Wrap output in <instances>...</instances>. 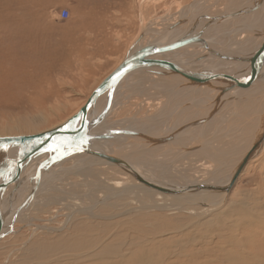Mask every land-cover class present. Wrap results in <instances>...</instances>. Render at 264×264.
<instances>
[{"label": "rangeland", "instance_id": "obj_1", "mask_svg": "<svg viewBox=\"0 0 264 264\" xmlns=\"http://www.w3.org/2000/svg\"><path fill=\"white\" fill-rule=\"evenodd\" d=\"M193 1L196 0H0V134L44 131L68 119L84 105L99 83L117 64L121 63L140 34L149 28L152 31L156 28L159 31L163 30L166 21L167 24L178 15L181 16ZM230 1L209 0L207 6L211 9L210 14L221 16L234 4L242 5L245 0H232L234 4ZM212 3H215V6ZM64 8L70 10L71 14L68 18L60 16ZM258 34L259 32H256V35ZM146 36L150 35L146 33ZM247 37L249 35L244 36ZM241 48L247 49L244 46ZM241 52L243 54V51ZM247 53L252 54L248 51ZM97 57L103 60H96ZM226 58L237 59L236 55L232 54H228ZM142 74L144 73H135L118 83L119 87L111 98L113 108L107 102L105 109L108 106L109 108L103 109L105 116L101 119L102 122H98L100 128L103 122L106 123L105 127L122 124L133 126L138 123L149 124L151 120L158 123L167 120L169 116L173 118L172 109L175 108V103L182 94H176L181 83L173 76H170L172 79L163 78L166 79L163 82L157 77L140 76ZM148 82L153 83L154 88L149 89ZM201 89L203 90L200 93L204 91L202 94L206 96L205 91L209 88ZM249 99L246 98L243 104L233 105L227 109L228 111L224 110L225 112L219 114L221 116L219 125L246 120L247 116L242 114L238 107L247 104ZM252 99L248 101L251 103L247 105L250 108L248 113L257 111L262 105L259 111L264 114V103L254 98V102L257 103L255 104ZM166 103L171 106L168 110ZM159 110L164 112L162 117ZM187 110L185 109V113ZM229 113L233 115L230 116ZM254 121L245 123L247 126L241 123L237 132L232 127L234 132H229L227 139L226 136L221 137L222 135L220 138H215L217 142L224 138L218 144L213 143L206 149L201 147L202 149L197 151L188 149L182 152L180 156L181 159L185 157L184 163L181 161L176 164L174 159H167L170 156L164 151L160 166L154 162V159L159 158L155 156V147L148 146L151 151L150 159L148 155L147 159L144 158L143 164L146 167L148 165V170L152 167L150 172L155 171V174L159 173L163 178L176 183L190 186L193 184L192 187L212 186L216 183L222 186L229 180L237 162L239 163V157L247 148L246 143L253 137L257 123L262 121V116ZM210 126L209 130H211ZM242 126L249 127L247 133L244 134ZM231 135L234 137L231 138ZM220 144L226 148L220 149L218 147ZM56 150L65 151L66 154L57 159ZM218 151L221 152L220 157ZM202 153L208 156L218 155V159L212 164L197 162L201 157L195 159L197 158L195 156ZM50 155L52 157H49ZM67 155L66 148L58 147L52 154L45 156L50 160V164L57 163L53 168L52 166L46 168L47 172H53L49 184L52 186L46 189L47 183L41 190L44 193L39 195L38 202L27 207L18 220L2 231L0 264H114V262L128 264L127 258L131 251L143 244L145 249H151L157 254L149 264H188L194 262L191 259V250L195 252L204 246L206 248L208 243L213 246L199 254L202 257L198 263L211 264L219 250L222 254L224 250L230 248L228 245H220L222 243L217 240L230 234L241 239L243 248L249 247L251 251L257 253L264 251V148L259 150L249 162V166L247 165L245 172L233 186L227 203L214 209L210 208V205L208 208L186 201L185 204L177 203L176 207H170L168 204L171 201L162 203L165 198L154 193H145L148 196L144 201L140 200L141 202L139 195H123L109 198L105 204L99 203L100 195L104 192L111 194L109 190L112 183L116 185V181L119 180L132 183L131 177L115 165L102 164L94 167L93 170L88 169L86 161L82 162V166L80 164L75 166L83 169L76 168L79 172L77 175L72 165L75 160L79 161L82 158L74 159L73 162L69 160L62 162ZM134 158L137 161L140 159L135 156ZM13 166L10 165L8 168L11 169ZM42 171L43 169L38 173L39 176ZM38 175L36 174L35 178ZM30 178L27 176L24 184L28 193L33 192L34 189L38 190L36 187L40 181L36 178L35 182H32ZM83 178L87 182H84ZM85 183L89 184L86 188ZM198 189L203 192H213L208 189ZM243 201L247 206L243 205ZM239 209L244 212L242 211L241 214ZM217 214L222 216L215 217L218 216ZM248 218H253L252 223ZM247 220L251 226L246 228L242 223ZM239 222H242V226L236 229L235 224ZM208 239L212 240V243ZM108 247L115 248V252H108ZM162 250L169 254L161 253ZM97 253L99 255H96ZM180 256L185 260H181Z\"/></svg>", "mask_w": 264, "mask_h": 264}, {"label": "bare ground", "instance_id": "obj_2", "mask_svg": "<svg viewBox=\"0 0 264 264\" xmlns=\"http://www.w3.org/2000/svg\"><path fill=\"white\" fill-rule=\"evenodd\" d=\"M208 2H209V0L193 1L192 2L193 4L190 7L189 6L186 7L185 12L183 14H181V16L178 15L175 19L168 22L167 24H166V22H167L166 21L165 27L163 30L159 31V29L156 30L157 29L156 28L154 31H152L149 28L148 30H145L144 33L141 32L142 34H140L138 36V38H136L131 49L128 52L129 56L135 54L137 51H141V52L146 53L151 49H155L159 45H162L164 43L168 44L167 46L163 47V50L160 51L166 55L165 59H167V60L160 61V62H164V63H160L159 65H157V67L155 66L153 70L145 71L147 73L141 72L144 74H142L140 76H146V77L149 76V77H155V78L157 77L160 81H163V82H165V80H166L163 78L169 79L170 76H173V78L178 79V81L181 83V85H178V92L176 90V92H177L176 94H179V95H180V93H182V94L180 95L181 97L178 100V102L175 103V108L172 109L173 113L170 111L175 116V117L173 116L174 119L172 118V116H169L167 118V120L165 119V121H161L158 123H154V121L151 120L150 121L151 123L148 122L149 124H146V123L145 124H139L138 123L136 125L134 124L133 126L129 125V124H122V125H118V126L117 125H115V126L110 125L108 127H105L106 123L103 122L102 123L103 125L100 128L98 122L101 121L104 114H101L100 116H99V114L102 113L104 110H107L109 108V106H111V108H113L111 105V98L114 96L116 88L119 87L118 83L115 84L116 86L115 85L109 86L107 88V90H105L103 92V94L99 97L98 103L96 105V115L93 119L92 126H91L92 128L96 127L97 128L96 130H99L97 133L99 137H91L89 132H88V134L86 133L85 136L94 145L93 147L96 150H98V152H99L98 154H100V155L103 154V155H108V156L113 155L118 160L123 161L126 164H128L130 167H132L133 171H135L136 173H138L142 177L141 179H138L134 175H132L131 173L126 171L125 169L118 167L121 169V171L123 170V172L127 176L131 177L133 182L132 183H124L125 181L121 182V180H119V181H116V185H115V183L114 184L112 183L111 184L112 187L109 190L111 194L108 195L109 192H107V193L104 192L103 195L99 196L100 201H101L99 203L105 204L106 202L109 201V198L117 197V196H123V195H130V196L139 195V198H141V199H139V201L140 200L144 201V199L148 196L147 194L154 193L158 196H163V198H165V201L162 203H166V201L167 202L171 201V203L168 204V205H170V207L171 206L176 207L175 205L177 203H178V205L179 204H185V201H186V202L192 203L196 206H208V208H209V205H210V208L214 209L216 207H219V206L227 203V199L229 198V195L231 193V190L233 189V186H235V183L237 182V180H239V177L245 172V169H246L247 165L249 164V162L252 159H254L253 157H255V154L259 150L261 151L262 148H264V114H262L261 111H259V110H261L262 105H260L258 108L256 107L257 111L250 112V113H248V111H249L248 109H250V108L247 106L248 103H250L248 101L252 98H253L252 102H254V98H256L257 101L264 103L263 102L264 95L262 94V93H264V60L257 63V65H256L257 68L255 71H253V74L248 75V78L246 81L249 84L248 86L239 84V82L242 83V81L240 80V74H241V72H244L245 69L249 66L248 63H239L236 66H227L226 65V63H228V62L232 63V61H233L231 59L226 58V56L228 54L236 55L237 59H235V60H238V59L244 57V55L260 56L261 53L264 51V0H245L242 5H237V4L235 5L231 0L230 2H232L234 4V6L229 8L225 13L223 12L224 14L221 16L220 15L216 16V15L210 14L211 9L209 6H207V5H209ZM214 4L212 3V5H214ZM227 6H229V5H227ZM208 7H209V9H208ZM223 7L224 6H222V8ZM181 19L183 21H181ZM164 20H165V18H164ZM256 32H259V34L256 35ZM146 33L149 34L150 36H146ZM197 33L200 34L201 36L204 34V37L207 38L209 40V42H211L210 46L213 47L216 52L211 51L209 44H204L201 42L192 43L189 46L178 49L179 47H177L176 44L181 43V41H179L180 36L189 35V34H197ZM246 35H249V37L244 38V36H246ZM146 40H147V42H146ZM242 46L247 47V49L250 48L249 50H251V51H249L247 49L245 50L244 48H241ZM238 51H240V53H238ZM241 51H243L244 55L242 54ZM247 51L249 53H252V54H248ZM230 58H231V56H230ZM119 64H117V66ZM131 75H134V74H131ZM131 75H127L123 79L125 80L127 77H129ZM140 76H138V77H140ZM190 77L193 78V81L190 80ZM105 78H108V76ZM105 78L103 80H105ZM245 78H246V75H245ZM170 79H172V77H170ZM102 81L99 84H101ZM146 81H148V80H146ZM195 81L197 82V84L199 86L196 85ZM152 84L149 83V89H151L153 87ZM228 86L231 87L230 92H227L225 89H222V87L228 88ZM201 88H204V90H206L205 88H209L208 91H205L206 96L203 95L204 91L202 92L203 94L200 93V91L203 90ZM217 90L221 91V92H223V90H225L224 95L222 97H218L217 95H214L213 92H215ZM234 90H236V91H234ZM260 94H262V96H259ZM159 97H161V96H159ZM197 97H200V98H198L196 100ZM216 98H220V99L217 100ZM246 98H250L247 101V104L244 103V105H242L241 107H238L239 109L238 108L237 109L240 112H242V114L246 115L247 119L244 120L243 122L242 121L239 122V120H237V123L235 122V124H231V123L230 124H224L223 123L222 126L219 125V120L221 117V116H219V114H221L222 112H225L224 110L229 109L233 105L238 106L240 104H243V100H245ZM165 100H163V101H165ZM167 100H168V97H167ZM104 101H106V102H104ZM107 102L110 105L108 106L107 109H105L107 104H108ZM209 104H211V105H209ZM255 104H257V103H255ZM250 105H251V103H250ZM167 106H168V108H166V110H168L171 107V106H169V104H167ZM205 106H208V107H205ZM100 108L102 111L100 110ZM185 109H188L186 111V113H185ZM251 110H252V108H251ZM163 111H164V109H163ZM190 111H192L191 114H189ZM159 112H161L160 116L164 115V112H162L160 110H159ZM180 112H183V114L180 115L179 114ZM74 114H72V115H74ZM230 114H232V113H229V115ZM150 116H152V115H150ZM259 116L260 117L262 116V121H260V123L259 122L257 123L256 129H255L256 131L253 134V137H251L248 140V142L246 143L247 148H245V150L243 151L244 153L242 152L243 154L239 157L240 158L239 163L237 162V165L235 164L236 167L232 171V173L230 174L229 180H228V178L226 179L228 181L223 184L224 186L223 185L221 186V185H219V183H216L212 186L210 185V186H204V187L203 186L192 187L193 184L190 186V185H186L184 183H176L174 181H170L169 179H167L165 177L163 178L159 173L155 174V171L150 172L152 167H151V169L148 170L147 169L148 165L146 167V165L143 164V160H145L144 158H146L149 155V153H151L148 146L155 147L154 148V151L156 152L155 156L157 155L159 157L158 158L159 160L154 159V162L158 165H160V160L163 159V154L165 152L167 155L170 156V158H167V159H174L176 161V164H179L181 161H183V163H184L185 157L181 159L182 156H180V154L182 152H184L188 149H191V150L196 149V151H197V150L202 149V148L206 149L207 146H210L213 143L218 144L224 138H221V140L219 142H217L215 138H218V137L220 138V136L222 135L221 137L226 136L225 138L227 139V137H229L227 135L234 132L232 127H234L236 129L235 132H237V130L241 127L240 126L241 123H244L243 125H245V123H247V124L252 123L253 120L257 121L259 119ZM110 118H112V117H110ZM155 119L156 118H154V120ZM107 120H106V122H107ZM110 121H112V120H110ZM122 123H123V121H122ZM178 123H180V124H178ZM227 123H228V121H227ZM247 124L245 126H247ZM210 125H212V127ZM209 126L211 127V130H209ZM52 127H54V126H52ZM52 127H50V128H52ZM50 128H48V129H50ZM242 128H243L244 134L247 133L249 130V127H243L242 126ZM45 130H47V129H45ZM42 131H34V132L20 133V134L16 133V134H9V135L0 134V138L7 137V136H13V137L16 136L18 138H14V142H18L15 140L23 141V140H26V138L31 137L33 134L39 133ZM115 131H117V132H115ZM258 131H260L262 133L261 138H260L258 145L256 146L253 154L248 159L247 154L251 148L252 142H253L255 135L257 134ZM181 134H182V136H180ZM24 136H26V137H24ZM232 137H234V136L231 135V138ZM224 141H226V140H224ZM226 143H228V142H226ZM17 144H19L21 147H18V148L17 147L16 148L8 147L7 149H5V152H3L2 150L0 151V235H2L1 234L2 231L5 230L8 226H10L11 223H14L16 220L19 219V217H21L20 215H22L23 211L25 212V209L27 207H29V206L31 207V206L35 205L36 202H38L39 195L40 194L43 195V193H44V192H41V190H43V188L45 187V185L47 183L48 184L45 187L46 189L52 186L49 184L51 183L50 180H52L51 175L53 174V172H47L46 168L50 167V166H52V168H53L55 166V164H57V163L54 164V162L52 164H50V160L46 159L47 157H45V156H47V153L46 154L43 153L42 148L33 149L30 144L27 145V143H24V142H18ZM62 144H63L62 142H58L57 144L55 143L51 148V152L54 149L58 148L59 146H62ZM222 144H223V142H222ZM222 144L218 145V147H220V149L226 148V147H223ZM85 147L86 146L84 144H82V148H84L83 150H85ZM21 148L26 151L24 155L20 154ZM51 152L48 151V154ZM56 152H58L57 159H58V157H61L62 155L66 154L65 151H61V150H56ZM134 152L136 153V155H131V153H134ZM161 152H163V153H161ZM218 152H219L218 155L220 157L221 152L220 151H218ZM74 153H75L74 151L70 152L71 155L70 156L67 155L64 158V160H62V162H64L65 160L66 161L69 160V161L73 162L74 159L82 158L83 161L81 159L79 161L75 160V163L73 162L72 167L74 168L76 165H79V164L82 166L83 165L82 162L85 163V161H86L88 169L90 168L92 170L94 169V167H99L102 164H105V165L107 164V166H108V164L110 166L115 165L111 161L103 159L100 156H95L93 154L92 155L89 154L88 150H87V153H84V154L78 153L77 155H73ZM210 153H212V152H210ZM213 153H214V151H213ZM260 154H261V152H260ZM150 155L148 156L149 159H150ZM218 155L208 156V155H204L202 153V155L195 156V157H197L195 159H198L199 157H201L200 160L198 159L197 162L202 161L203 163L209 162L212 164V163H214L215 159L216 160L218 159ZM53 156H56V155H53ZM134 156L139 157L140 158V159H138L139 161H137L134 158ZM8 158L9 159L15 158V161L13 163L11 162V160L7 161ZM42 158H44V160H45V165H44L45 168L44 167L42 168L43 171L41 172V176H39L37 173L39 178H38V176L36 178H38L37 180H40L38 182L37 187H36L38 190L34 189L33 192L28 193V191H26V186L24 185L25 181L27 180V176L28 177L30 176L31 177L30 180L32 182H35L36 170H35V174L33 176H31L30 174H31L32 170L36 167L37 163ZM57 159H55V160H57ZM193 163H195V162H193ZM10 165L11 166L14 165V166L11 167V169H10V168H8ZM115 166H117V165H115ZM83 167H85V166H83ZM76 168H78V170H83L78 166L75 167L74 172H76L77 175L79 172ZM9 169L11 170V172ZM68 169H70V168H68ZM48 171H49V169H48ZM70 173H72V171ZM47 174H48V176H47ZM85 175H86V173H85ZM13 177H15V179H13ZM81 177H83V176H81ZM83 180H84V182H87L85 180V178H83ZM145 180L146 181L149 180L152 183L154 182L160 188L163 187V188L173 189L174 192H178L177 190L181 189L182 187H185L183 189H185L186 191L184 193H179V192L178 193H173V192H171V193L164 192L163 193L162 190H159L157 188L153 189V188L149 187V186H151L150 184L146 185ZM207 180H209V179H207ZM112 182H114V181H112ZM204 183H206V182H204ZM84 185L86 188V187H88L89 184L85 183ZM188 186H190V187H188ZM91 187H92V185H91ZM91 187H89V188H91ZM198 188L208 189V190H211L213 192H209V191L203 192ZM46 189H45V192H46ZM49 191H51V190L49 189ZM145 193H147V194H145ZM47 195H48V192H47ZM51 198H53V197H51ZM244 200H245V198H244ZM244 204L245 203L243 201V205ZM79 207H81V206H79ZM81 208H83V207H81ZM215 211H216V209H215ZM242 211L243 210L239 209V212L241 214H242ZM235 214H239V213L236 212ZM207 215H205V216H207ZM217 215L218 216H215V217H221L222 216V214L221 215L217 214ZM248 219L252 223L253 218L252 219L248 218ZM241 223L239 222V223L235 224V228L240 229L241 228L240 226H242ZM242 224L246 228L251 226V224L248 223V220L246 222H243ZM199 226L197 225V227H199ZM189 227H191V226H189ZM199 228H201V227H199ZM197 232H198V230H197ZM227 233H225V234H227ZM179 234H182V233H179ZM189 234H190V232H189ZM195 234H197V233L195 232ZM191 235H193V234H191ZM184 236H185V234H184ZM170 238H172V237H170ZM212 238H213V236H212ZM218 238L220 239L219 236H218ZM209 239H211V238H209ZM209 239H208V241L211 242L212 240L210 241ZM174 240H175V238H174ZM204 240H206V239L204 238ZM240 240L241 239L237 238L236 235L233 236L231 234L228 236H226V235L222 236V238L220 240H217V242L219 241V243H222L220 245H223V246L228 245L230 248L228 250H224L222 254H221V251L219 250V253H217V256L215 258L213 257L214 259L212 260L211 264H224L223 262H225V264H249V262H250V264H264V258H263L264 257V251L257 253L256 251H251V249L249 247L243 248V245L240 243L241 242ZM154 241H156V240H154ZM184 241H185V239H184ZM148 242H149V240H148ZM156 242H154V243L156 244ZM180 243H182V242H180ZM141 244H143V243L141 242ZM143 245L136 247V250L131 251L129 256L126 255L129 257V258H127V261H129V262H127L128 264H131V263L132 264H143V263L149 264L155 259L154 256L157 254L153 253L151 249H145V247ZM178 245L179 244H177V246ZM161 246H162V244H161ZM212 246H213L212 244L210 245V243H208V247H206V248L204 246L200 250H195V252L192 249L191 250L192 251L191 252V254H192L191 259L194 262L188 263V264H199L198 263L199 259L202 257L199 254L205 252L206 249L209 250V248H211ZM115 250H116L115 248L113 249L111 247H108V252H110V251L115 252ZM172 250H174V249H172ZM163 251L164 250H162L161 253ZM178 251L179 250H177V252ZM103 253H105V252H103ZM163 253L164 254L166 253V255L169 254V252H163ZM185 254H187V253H185ZM96 255H99V253H97ZM176 256H178V255H176ZM166 257H169V256H166ZM169 258H172V257H169ZM179 258L181 260L184 259L183 256L182 257L180 256ZM186 260H188V259H186ZM120 262L126 263V261L123 262L122 260H120ZM181 263H182V261H181ZM114 264H115V262H114ZM116 264H117V262H116Z\"/></svg>", "mask_w": 264, "mask_h": 264}, {"label": "water", "instance_id": "obj_3", "mask_svg": "<svg viewBox=\"0 0 264 264\" xmlns=\"http://www.w3.org/2000/svg\"><path fill=\"white\" fill-rule=\"evenodd\" d=\"M181 21L183 20L181 19ZM179 41H181V43L176 44L177 47H179L178 49L189 46L192 43L201 42L204 44H209L211 51H215L214 48L210 46L211 42H209V40L204 37V34L202 36L200 34L183 35L179 37ZM167 45H168L167 43H164L162 45L157 46L155 49L149 50L146 53L137 51L133 55H130V56L129 54L125 55L121 63L111 73L107 75L108 78H105V80H103L102 83L99 84L92 91V93L90 94L85 104L74 115L70 116L68 119H65L63 122L57 124L56 126L50 129L33 134L31 137L26 138V140H23V141L15 140V141L24 142V143H27V145L30 144L33 149L42 148V151L45 154L46 153L48 154V151L51 152V148L55 143L57 144L58 142H62L63 143L62 146H59V147L66 148L68 155H71L70 152H73V151L75 152L73 155H77L78 153L84 154V153H87V150H88L89 154L100 156L103 159L109 160L115 165H117V167H121L122 169H125L126 171L134 175L136 178L141 179L142 177L138 173L133 171L132 167H130L125 162L118 160L113 155L108 156V155L98 154L99 153L98 150H96L93 147L94 145L91 143L89 139H87L85 134L86 133L88 134L89 132L91 137H99L97 134L99 130H96L97 129L96 127L92 128L91 126H92L93 119L96 115V105L98 103L99 97L103 94V92L107 90L109 86L119 83V81H121L127 75L135 74V73L142 72V71L153 70L155 66L157 67V65H159L160 63H164L160 61L167 60L165 59L166 55L160 51L163 50V47ZM263 60H264V51L261 53L260 56H255V55L244 56L238 60H233L232 63L228 62L226 63V65L236 66L239 63H248L249 66L245 69L244 72H241L240 74V80L242 81V83L239 82L240 85L248 86L249 84L246 82L248 75L253 74V71H255L257 68L256 67L257 63ZM245 75H246V78H245ZM190 80L193 81V78L190 77ZM195 83L197 86H199L196 81ZM222 89H225L227 92H230L231 87L229 86L228 88L222 87ZM225 90H223V92L217 90L213 92V94L217 95L218 97H222L225 93ZM263 102H264V99H263ZM101 114H104V112L100 113L99 116ZM261 134L262 133L258 131L257 134L255 135L251 148L247 154L248 159L251 157L256 146L258 145V142L261 138ZM14 138H18V137L7 136V137L0 138V151L2 150L3 152H5V149H7L8 147H14V148L21 147L19 144H17L18 142H14ZM82 144L86 146L85 150H83L84 148H82ZM53 151L51 152V154L53 153ZM25 152L26 151L21 148L20 154L24 155ZM8 160H11V162L13 163L15 161V158H12V159L8 158L7 161ZM44 165H45V160L44 158H42L37 163L36 167L32 170L30 175L33 176L35 174V169H36V174L39 173V171H41ZM145 182H146V185L148 184L151 185L149 187L153 189L157 188L159 190H162L163 193L164 192L184 193L186 191L185 189H183L185 187L178 189L177 190L178 192H174L173 189L163 188V187L160 188L158 187L157 184H155L154 182L152 183L149 180L147 181L145 180ZM2 236L3 235H1L0 237Z\"/></svg>", "mask_w": 264, "mask_h": 264}, {"label": "built area", "instance_id": "obj_4", "mask_svg": "<svg viewBox=\"0 0 264 264\" xmlns=\"http://www.w3.org/2000/svg\"><path fill=\"white\" fill-rule=\"evenodd\" d=\"M70 10L69 9H66V8H64V9H62V11H61V13H60V16L62 17V18H68L69 16H70Z\"/></svg>", "mask_w": 264, "mask_h": 264}, {"label": "crops", "instance_id": "obj_5", "mask_svg": "<svg viewBox=\"0 0 264 264\" xmlns=\"http://www.w3.org/2000/svg\"><path fill=\"white\" fill-rule=\"evenodd\" d=\"M127 47H128V45H127ZM127 47H126V49H127ZM96 60H103V58L97 57Z\"/></svg>", "mask_w": 264, "mask_h": 264}]
</instances>
